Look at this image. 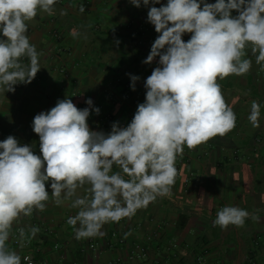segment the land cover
Segmentation results:
<instances>
[{"label": "clouds", "instance_id": "1", "mask_svg": "<svg viewBox=\"0 0 264 264\" xmlns=\"http://www.w3.org/2000/svg\"><path fill=\"white\" fill-rule=\"evenodd\" d=\"M129 2L148 8L147 22L158 33L142 61L151 64L159 58V66L144 83L145 101L126 127L113 122L105 134L89 127L90 109L100 112L91 99L84 109L70 98L58 100L32 122L42 155L34 154L29 145H19L14 136L0 141V264H22L21 255L7 242L22 216L45 210L50 199L46 182L57 206L70 201L69 206L78 209L66 221L78 241L102 238L105 224L131 218L157 197L170 196L176 160L184 148L195 149L236 127V114L218 81L248 74L253 67L249 50L264 71V0ZM56 3L0 0V94L14 92L17 84H30L39 72L42 53L30 43L28 26L38 12L53 15ZM185 33L191 34L187 42L182 38ZM71 34L80 36L75 30ZM128 75L135 91L140 77ZM260 117L261 103L253 100L248 115L253 128L260 127ZM114 166L119 170L114 172ZM78 189L85 194L77 195ZM249 217L259 219L245 209L224 206L213 225L243 227ZM39 231L36 226L27 232L19 228L20 246Z\"/></svg>", "mask_w": 264, "mask_h": 264}, {"label": "crops", "instance_id": "2", "mask_svg": "<svg viewBox=\"0 0 264 264\" xmlns=\"http://www.w3.org/2000/svg\"><path fill=\"white\" fill-rule=\"evenodd\" d=\"M54 7L53 15L38 12L28 26L30 43L42 53L39 72L30 84H17L14 92L0 94V141L14 136L37 155L42 154L32 128L35 115L50 110L58 100L70 98L84 109L91 99L100 112L90 109V129L107 134L113 122L126 127L138 104L145 101L146 78L159 66L158 57L151 64L142 63L158 36L147 22V7L136 8L129 0H57ZM74 30L79 37L71 34ZM190 35L185 33L183 40L187 42ZM248 57L253 61L248 74L218 81L236 114V127L195 149L184 148L176 160L170 196L157 197L131 218L105 224L102 238L78 241L66 223L78 209L71 208L70 201L57 206L46 182L50 199L45 210H34L15 222L8 246L22 255L25 249L14 245V236L19 228L27 232L36 226L40 231L30 240V250L38 248L39 264L117 260L120 264H264V71L250 50ZM23 62L29 61L23 58ZM128 74L140 77L135 91ZM253 100L261 103L259 128L248 120ZM84 194L78 189L77 195ZM224 206L245 209L259 219L249 217L243 227L221 229L213 221ZM139 245L147 252L145 257H137Z\"/></svg>", "mask_w": 264, "mask_h": 264}, {"label": "built area", "instance_id": "3", "mask_svg": "<svg viewBox=\"0 0 264 264\" xmlns=\"http://www.w3.org/2000/svg\"><path fill=\"white\" fill-rule=\"evenodd\" d=\"M55 36H56L57 38H60L58 33H55ZM60 71H61V72H64V70H60ZM13 243H14V245H15L16 247H18V248H24V249H25V251H24V252L22 253V255H21V257H22V264H39V262L37 261L36 256H35V251H37L38 248H36L34 251H33V250H30V248H31V242H29V241L26 240V239L23 241L24 246L21 247V246H20V245H21V239H20V237H19V233H18V231H17V233H16L15 236H14ZM90 246H91V248L94 247L93 244L90 245ZM174 247H176V245H174ZM138 249H139L140 251H139V255H138L137 257H145V256L147 255V252L145 251L144 248L141 247V245L138 246ZM25 256L29 257L30 260H29V261H24V260H23V257H25ZM112 264H120V262H119V260H117V261H115V262L112 263Z\"/></svg>", "mask_w": 264, "mask_h": 264}]
</instances>
